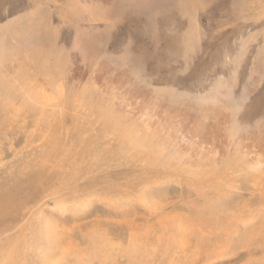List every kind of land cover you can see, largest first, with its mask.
Returning a JSON list of instances; mask_svg holds the SVG:
<instances>
[{"label":"rangeland","instance_id":"obj_1","mask_svg":"<svg viewBox=\"0 0 264 264\" xmlns=\"http://www.w3.org/2000/svg\"><path fill=\"white\" fill-rule=\"evenodd\" d=\"M18 1L11 2H18L11 17L19 16L21 30L14 32L16 29L12 28L13 31L5 35L10 48L6 49L7 55L17 60L15 73L21 71L18 67L22 62L32 63V69L52 76L55 84H63L67 106L62 113L59 110L48 112L53 136L43 141L44 149L42 139L29 132L28 125H32L39 111L34 104H30L33 105L31 110L22 116L24 121L21 119L14 125L7 121L0 133V264H264V233L241 234L232 245L219 239L216 240L220 243L218 246L213 242L214 236L208 233L206 237L197 235L198 232L170 235L157 228L155 217L146 219L105 211L107 205L95 199L98 190L94 171L90 169L88 175L83 174L94 160L89 158L91 153L85 154L86 165L84 162L81 165L83 154L80 155L82 150L78 143L80 137L97 133L95 120L101 110L119 125L127 121L133 137L141 138H137L138 115L133 116L124 109V105L130 108L134 103L131 95L119 92L120 87L115 89L114 85L105 90V86L101 88L96 82L94 71L101 60L128 74L136 71L140 84L154 94L160 95L164 92L161 89L173 87L174 93L169 89L164 93L174 103H183V95L176 92V88L185 92L187 99L196 100L195 106L212 94L230 105L240 103L243 87L251 77V65L243 78L239 74L237 82L233 68L226 72L207 70L203 73L209 58L200 56L199 45L204 38L217 36L264 39V0L209 3H206L208 0H89L87 6L78 0H66L68 4L62 0L59 3ZM219 20L226 24L214 26ZM198 21L201 27L196 24ZM149 24H164L166 30L180 26L183 27L181 33L187 28L191 31L180 40L175 57L173 54L167 58L153 40V34L160 30L148 29ZM209 53L212 55L209 50L203 55L209 56ZM231 53L235 54L220 59L227 62L238 55L237 50ZM190 57H193L190 63L195 61L200 66L195 74H189L190 68L185 64L162 74L164 66L185 63ZM261 60L263 68L256 72L258 77L264 75V54ZM221 64L223 67L222 61L217 66ZM220 78L230 83L228 91L231 90L233 98L230 94L224 95L223 87L219 90L221 94L217 93L215 83ZM48 91L50 96L56 95L53 85L48 86ZM28 103L29 100L25 104ZM16 106H23L21 96L17 97ZM145 115L144 118H150ZM88 124L94 126L89 129ZM53 145L57 152L48 151ZM68 146L70 150L59 155L58 151ZM61 155H66V159L74 155L69 161L72 165L62 160ZM40 156L52 164L41 166ZM80 170H84L83 173ZM82 174L87 179L81 178ZM146 222L153 230L147 231ZM181 237L184 240L181 241Z\"/></svg>","mask_w":264,"mask_h":264},{"label":"bare ground","instance_id":"obj_2","mask_svg":"<svg viewBox=\"0 0 264 264\" xmlns=\"http://www.w3.org/2000/svg\"><path fill=\"white\" fill-rule=\"evenodd\" d=\"M15 1L18 0H0V133L7 121L14 125L23 120L22 116H26L33 106L29 105L34 104L39 108L38 114H35L32 125H25L31 128L29 131L31 134L42 139L41 147L44 149L43 141L50 138L48 136H53L50 135L48 112L50 110L64 112L67 100L63 84H55L52 76L32 69V63L22 62L18 67L21 71L17 70L15 73L17 60L15 61L14 56L7 55L9 52L6 49L10 48L6 45L8 41L5 36L12 28L16 29L14 32L21 30L17 19L19 16L11 17L18 7L19 1L11 4ZM62 1L67 3L66 0ZM78 1L85 6L89 4V0ZM211 1L214 0H208L206 3ZM32 2L35 3V0ZM5 18L8 20L6 23L3 22ZM196 24L200 26L201 22L198 21ZM213 24L222 27L226 21L219 20ZM151 27L156 31L160 30L158 34H153V40L157 47L163 49L167 58L173 54L175 57V53L179 52L180 40L187 37L191 31V28H187L181 33L183 27L180 26L168 27L166 30L164 24L147 26L148 29ZM162 32L164 33L160 35ZM205 39L202 40L203 44L199 45L202 51L200 56L209 58L207 66L202 69L203 73L207 70L214 73L226 72L233 68V78L237 82L239 74L243 78L252 67L251 77L243 87L244 95H241L240 103L230 105L212 94L198 102L199 106H195L196 100L191 97L187 99L185 92L179 91V88H176V92L183 95V103H174L164 93L169 88L161 89L164 92L160 95L154 94L140 84L136 78V71L128 74L117 70L106 60H101L94 71L96 82L101 88L105 86V90L115 86V89L120 87L119 92L122 90L131 95L135 101L130 108L127 104L124 105V109L133 116L138 115L137 138H141L133 137L127 121L119 125L116 119L108 118L101 110L98 119L95 120L98 125L97 133L80 137L78 142L82 150L79 151L80 155L83 154L81 165L86 162L85 154L91 153L92 157L89 158L94 160L91 168H85L84 173V170L80 172L86 175L90 173V169L94 171L95 186L98 190L95 199L107 205L106 208L103 206L107 212L131 217H155L158 221V226H155L162 229L163 233L185 235L198 232L197 235L200 236L208 233L210 237L214 236V243L221 239L232 245L241 234L264 233V75L263 77L256 75L263 66L261 58L264 54V39L258 37L223 39L218 36ZM208 50L212 55L210 53L209 56L203 55ZM236 50L238 55L227 62L223 61L225 57L235 54L231 52ZM192 58L181 64L167 63L168 65L162 68V74L163 71L165 74L177 65L180 68L182 64L190 68L189 74H195L200 66L195 61L190 63ZM220 61L223 62L224 68L222 64L220 67L217 66ZM165 82L167 84V79ZM215 84L218 94H221L220 87H223L225 96L230 94L228 80L220 78ZM49 85H53L55 96L48 94ZM169 90L172 93L175 91L173 87ZM19 96L23 98V106H16ZM231 97L233 98V95ZM26 100H29L28 104H25ZM30 114L34 116L33 112ZM144 115L150 118H144ZM125 116L124 118L127 117ZM92 126L89 127L88 124L87 128L90 129ZM53 147L48 151H56V147L54 145ZM69 150L70 146L63 147L58 152L60 155ZM66 155H61V159H65L66 162L75 157L73 155L72 158L66 159ZM39 163L44 167L52 164L43 157L39 159ZM70 163L72 165L73 162L68 164ZM83 174V177L80 175L81 178L87 179ZM146 229L153 230V227L148 225ZM180 240L184 238L181 237ZM216 244L220 246V243Z\"/></svg>","mask_w":264,"mask_h":264}]
</instances>
